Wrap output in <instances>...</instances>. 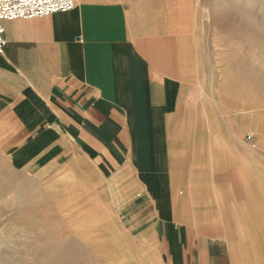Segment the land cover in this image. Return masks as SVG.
Returning <instances> with one entry per match:
<instances>
[{
	"label": "crops",
	"instance_id": "1",
	"mask_svg": "<svg viewBox=\"0 0 264 264\" xmlns=\"http://www.w3.org/2000/svg\"><path fill=\"white\" fill-rule=\"evenodd\" d=\"M195 17V0H76L69 11L4 21L0 148L15 171L62 161L83 172L88 197L124 213L154 264H238L226 237L202 221L216 197L235 198L232 172L263 170L264 132L256 151L241 140L253 120L259 128L246 115L263 113L200 99ZM248 193L235 214L253 212ZM259 212L250 218L264 219ZM243 260L264 264V254Z\"/></svg>",
	"mask_w": 264,
	"mask_h": 264
},
{
	"label": "rangeland",
	"instance_id": "2",
	"mask_svg": "<svg viewBox=\"0 0 264 264\" xmlns=\"http://www.w3.org/2000/svg\"><path fill=\"white\" fill-rule=\"evenodd\" d=\"M195 5L194 29L201 74L197 92L200 99L208 101L214 97L217 105L220 104L218 99H233L230 106L235 110L243 103L244 109L240 113H264V106H259V97L262 93L264 96V0H195ZM246 116L257 119L259 128L253 120L254 123L241 132V140L250 150L256 151L262 148L256 140L263 132L262 121L259 114L257 117ZM246 116L235 124H244ZM202 122L200 124L204 126ZM220 122L223 120L217 118V123ZM246 132L250 138L244 137ZM234 152L236 150H233V163L237 160ZM59 162L45 171H15L9 167L0 148V264H154L152 252L145 251L144 243L141 245L140 240L131 235L132 222L124 217L123 212L112 214L101 199L104 204L99 203L100 207L107 209L103 215L108 217L110 212L113 217L100 222L109 225L110 229L103 228V225L89 229L92 218L87 217L86 212L94 208L90 204L84 209L86 218L82 213L81 220L67 217L70 214L64 212L54 199L69 198L64 197L61 189L65 182L72 181L74 172L71 168L65 170L62 161ZM202 172L206 174L201 170L199 177L203 176ZM241 173L243 177L238 172L231 173L232 196L235 198L227 197L225 203L223 197H216L215 201L222 198L220 202L208 205V210L215 213L202 221L208 233L226 237L238 264H243L246 256L248 261H254L264 254L260 246L263 243L261 235L255 230L264 227V219L250 218L261 216L259 207L264 209L260 204L261 200L264 201V167L253 173L244 167ZM78 190L75 187L72 192ZM248 190L253 196L249 203L253 212L235 214L236 208L240 207L237 199L247 200ZM202 195L209 196L207 193ZM160 205L165 208L161 216L167 217L168 209L164 204ZM74 207L79 208V205ZM78 215L76 212L74 216ZM245 215L249 218L241 219ZM255 221L263 222L256 224ZM259 231L262 234L263 231Z\"/></svg>",
	"mask_w": 264,
	"mask_h": 264
},
{
	"label": "bare ground",
	"instance_id": "3",
	"mask_svg": "<svg viewBox=\"0 0 264 264\" xmlns=\"http://www.w3.org/2000/svg\"><path fill=\"white\" fill-rule=\"evenodd\" d=\"M244 12V11H243ZM99 18V17H98ZM107 32V31H106ZM260 103H259V106H264V96H263V93H262V95H260ZM262 111V110H261ZM260 119H261V121H262V128H263V132H264V113H263V115L261 116L260 115V117H259ZM172 168V167H171ZM173 169V168H172ZM175 169V168H174ZM82 170V169H81ZM171 171V170H170ZM176 171V170H175ZM174 171V172H175ZM66 172V171H65ZM80 173L82 174V175H80ZM203 173V172H202ZM144 174V173H143ZM190 174L192 175V173L190 172ZM148 175V174H147ZM71 176V175H70ZM149 176H151V175H149ZM172 176V175H171ZM174 176V175H173ZM201 177H203V176H201ZM200 177V178H201ZM164 178V175L163 176H161V177H157V179H154V177H152V178H149V182L153 185L154 183H158V182H160V181H162V179ZM174 178V177H173ZM173 178H172V180H173ZM182 178V177H181ZM207 178V177H206ZM71 179H72V181H67V182H65L64 183V185H63V188L61 189V192L63 191L64 193L63 194H65V196L64 197H68L69 196V198H66V200H64L63 198H61V199H54V202H56V203H58V205H61V207H63L62 208V210L64 211V212H67V214H70V215H67V217H69V218H72V220L73 219H82V214H83V216H84V209H85V207H86V204H90V205H93V209H91L89 212H86L87 214H89L87 217H90V218H92V221H90V223H89V225H88V227H90L89 229H93L94 227H99L100 225H103V224H101V220L102 221H105L106 219H109V217H113L112 216V214L110 213V212H108L107 213V215H108V217H105L104 215H103V212H106V210L105 209H102L103 207H100V205L102 204H98V198L96 197V198H94V200H92V199H90L89 197H88V193L90 192V190H91V188H89L88 186H87V182H84V180L86 179L85 177H84V173L83 172H78V173H75V174H73L72 175V177H71ZM196 179V178H195ZM174 180H175V178H174ZM191 180H193V179H191ZM209 180H210V178H209ZM181 181V180H180ZM195 181V180H194ZM174 182V181H173ZM172 182V183H173ZM206 182V181H205ZM208 182H210V181H208ZM178 183V182H177ZM171 184V183H170ZM204 184V183H203ZM173 185H174V183H173ZM172 186V185H171ZM177 186V185H176ZM200 186V185H199ZM75 187H77V189H79L77 192H72V190H74L75 189ZM74 188V189H73ZM96 188V187H95ZM172 188H173V186H172ZM203 188V187H202ZM70 189V190H69ZM175 189H176V187H175ZM201 189V188H200ZM177 190V189H176ZM175 190V191H176ZM173 192H174V188H173V190H172ZM217 191V190H216ZM179 192H181V191H179ZM222 192V191H221ZM72 194V195H71ZM174 194H175V192H174ZM178 194V193H177ZM187 195H189V194H187ZM186 195V196H187ZM175 196V195H174ZM219 196H220V194H219ZM177 197V196H176ZM175 197V198H176ZM203 197H204V195H203ZM175 198L173 199L174 201H175ZM178 198V197H177ZM176 198V199H177ZM191 198V197H190ZM202 198V197H201ZM183 199V198H182ZM222 199V198H221ZM221 199H219V200H221ZM199 200V199H198ZM218 200V201H219ZM217 201V200H216ZM217 201V202H218ZM101 202V201H100ZM179 202V201H178ZM183 202V201H182ZM198 202V201H197ZM200 202L202 203V200L201 201H199V204H200ZM204 203V202H203ZM55 204V203H54ZM104 204V203H103ZM160 204V203H159ZM162 204H164V203H162ZM175 204V203H174ZM179 204V203H178ZM79 205V208H75L74 206H78ZM165 206V205H164ZM184 206V205H183ZM192 206H193V203H192ZM166 207V206H165ZM174 207V206H173ZM195 207V206H194ZM175 208H176V206H175ZM260 208V207H259ZM61 209V208H60ZM165 209V208H164ZM167 209V208H166ZM76 212H79V215L78 216H74L75 214H76ZM82 213V214H81ZM52 218V217H51ZM64 218V217H63ZM84 218H86L85 216H84ZM64 219H66V218H64ZM105 219V220H104ZM189 220V219H188ZM252 222H253V220H252ZM263 221H261V222H254V223H256V224H259V223H262ZM103 228H107V229H110V227H109V225H103ZM264 227H262L261 229H259V230H262L263 232H262V234H261V238L260 239H262V241H263V244H264V229H263ZM79 230V229H78ZM84 232V231H83ZM81 234V233H80ZM123 234H126V233H123Z\"/></svg>",
	"mask_w": 264,
	"mask_h": 264
},
{
	"label": "built area",
	"instance_id": "4",
	"mask_svg": "<svg viewBox=\"0 0 264 264\" xmlns=\"http://www.w3.org/2000/svg\"><path fill=\"white\" fill-rule=\"evenodd\" d=\"M76 0H0V53L6 45L3 22L14 19H32L59 11H69ZM248 133L246 138H250Z\"/></svg>",
	"mask_w": 264,
	"mask_h": 264
}]
</instances>
